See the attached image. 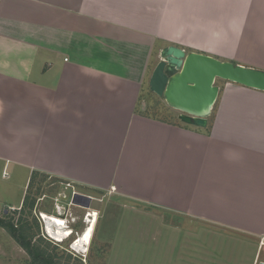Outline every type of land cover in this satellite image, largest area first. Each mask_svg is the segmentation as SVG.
Wrapping results in <instances>:
<instances>
[{"label": "crops", "instance_id": "1", "mask_svg": "<svg viewBox=\"0 0 264 264\" xmlns=\"http://www.w3.org/2000/svg\"><path fill=\"white\" fill-rule=\"evenodd\" d=\"M168 45L264 69V0H0V172L27 188L13 208L46 176L264 238V90L220 84L207 127L146 116Z\"/></svg>", "mask_w": 264, "mask_h": 264}, {"label": "rangeland", "instance_id": "2", "mask_svg": "<svg viewBox=\"0 0 264 264\" xmlns=\"http://www.w3.org/2000/svg\"><path fill=\"white\" fill-rule=\"evenodd\" d=\"M157 60L160 61V57ZM228 81L218 78L217 84ZM143 93L139 109L146 113V116L152 115L159 120H175L180 125L184 124L178 118L179 111L168 105L162 96L150 90L148 79ZM6 172L9 175L7 178H3L0 172V218L12 220L16 227L22 224L23 218L32 223L31 231L34 233L31 238L32 244L34 246L38 244L42 248L47 246L45 250L54 254V260L59 264H260L264 262V241L260 237L225 230L223 226L184 217L169 209L146 207L140 202L121 201L117 196L110 201L105 193L91 192V195L84 193L85 191L80 188L77 190L67 188L68 184H63L61 178L45 176L33 178L27 194V206L25 209H22V206L13 208L12 206L20 205L22 195L25 196L27 188L24 187V182L19 181L15 176L12 177L11 170L8 169ZM111 190L116 191V186H112ZM74 191L92 196L90 206L72 204L71 195H74ZM64 192L70 197L62 199L61 193ZM58 198L59 202L63 200V206L66 208L64 210L61 207L65 212L63 216L67 224L74 229L72 236L63 242H58L47 234V221L45 218L44 221L40 214L41 212L52 215L56 213L55 204ZM32 201L35 202L33 208L30 206ZM88 208L91 211H98V224L96 223L92 243L87 246L88 251L79 252L76 249V252L71 246L88 224L85 221ZM158 212H162L164 217H159ZM176 224L184 225L177 228ZM213 227H215L214 231H211L209 228ZM0 264H34L32 255L3 226H0Z\"/></svg>", "mask_w": 264, "mask_h": 264}, {"label": "water", "instance_id": "3", "mask_svg": "<svg viewBox=\"0 0 264 264\" xmlns=\"http://www.w3.org/2000/svg\"><path fill=\"white\" fill-rule=\"evenodd\" d=\"M218 78L264 90V69L206 53L187 52L177 45L162 48L149 87L179 111L178 118L182 122L206 127L220 94ZM91 199L90 195L76 193L73 202L90 206Z\"/></svg>", "mask_w": 264, "mask_h": 264}, {"label": "bare ground", "instance_id": "4", "mask_svg": "<svg viewBox=\"0 0 264 264\" xmlns=\"http://www.w3.org/2000/svg\"><path fill=\"white\" fill-rule=\"evenodd\" d=\"M89 211H91L88 208ZM56 213L48 214L46 212H43L41 214L42 218L46 219L47 226H46V232L48 234L51 233L53 239L57 238L62 240V242L66 239H69L72 236V230L70 229V226L67 224V220L63 216L65 212L61 208L60 210L56 209ZM88 212V211H87ZM98 211H91V214H89V218H86L85 221L88 222L86 228L84 231L74 239L71 248L77 252H87L88 247L90 246L94 237L95 228L97 226V220H98ZM45 221V220H44ZM69 227H68V226ZM61 237V238H60ZM74 245V247H73ZM77 249V250H76Z\"/></svg>", "mask_w": 264, "mask_h": 264}, {"label": "trees", "instance_id": "5", "mask_svg": "<svg viewBox=\"0 0 264 264\" xmlns=\"http://www.w3.org/2000/svg\"><path fill=\"white\" fill-rule=\"evenodd\" d=\"M34 203L35 202L32 201V203L30 204L32 208L34 206ZM27 204L28 195H26L21 208L25 209ZM21 223L22 224L20 226L17 225L16 227L12 220H3L2 218H0V226L5 227L11 233V235L22 245V247L32 255L34 264H59L58 261L54 260V254H51L50 252H47L45 250L47 246L42 248L38 244L35 246L32 244L31 238L33 236L32 234H34L33 231H31L33 229L32 223L26 221L25 218L22 219Z\"/></svg>", "mask_w": 264, "mask_h": 264}, {"label": "built area", "instance_id": "6", "mask_svg": "<svg viewBox=\"0 0 264 264\" xmlns=\"http://www.w3.org/2000/svg\"><path fill=\"white\" fill-rule=\"evenodd\" d=\"M4 173H7L6 171H4ZM77 193V191H74V195ZM74 195L72 196L71 195V197H72V201H71V203L72 204H74V202H73V197H74ZM70 196L67 194V193H61V198L63 199V198H69ZM61 199V202H59V198H58V201H57V203L55 204V211H56V209H58V210H60V208L62 207L64 210H66V208H65V206H63V200ZM70 203V204H71ZM40 214H42V212L40 213ZM89 214H91V211H88L87 213H86V217H85V219L86 218H89ZM42 218V217H41ZM43 219V218H42ZM44 220V219H43ZM49 233V232H48ZM51 235V234H50ZM262 240L264 241V238H262ZM264 243V242H263ZM263 243H261V244H263ZM257 263V262H256ZM261 264V263H260Z\"/></svg>", "mask_w": 264, "mask_h": 264}, {"label": "clouds", "instance_id": "7", "mask_svg": "<svg viewBox=\"0 0 264 264\" xmlns=\"http://www.w3.org/2000/svg\"><path fill=\"white\" fill-rule=\"evenodd\" d=\"M69 225V224H68ZM70 227H71V225H69ZM71 230H72V232L74 233V229H73V227H71ZM72 233V234H73ZM49 234V236H51V237H53L52 235H50V233H48ZM54 238V237H53ZM55 240L56 241H58V242H62V240L60 241V239H57V238H55Z\"/></svg>", "mask_w": 264, "mask_h": 264}]
</instances>
